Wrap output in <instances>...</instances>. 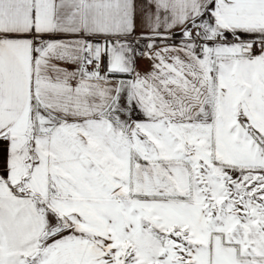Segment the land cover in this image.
<instances>
[{
	"label": "snow or ice",
	"instance_id": "1",
	"mask_svg": "<svg viewBox=\"0 0 264 264\" xmlns=\"http://www.w3.org/2000/svg\"><path fill=\"white\" fill-rule=\"evenodd\" d=\"M0 264H264V0H0Z\"/></svg>",
	"mask_w": 264,
	"mask_h": 264
}]
</instances>
